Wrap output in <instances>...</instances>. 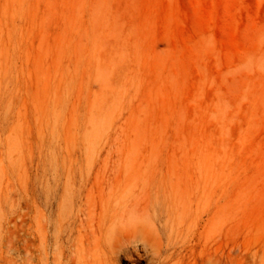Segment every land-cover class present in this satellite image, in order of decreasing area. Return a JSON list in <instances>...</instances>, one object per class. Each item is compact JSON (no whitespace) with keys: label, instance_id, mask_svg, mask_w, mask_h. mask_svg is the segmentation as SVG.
I'll return each instance as SVG.
<instances>
[{"label":"rangeland","instance_id":"obj_1","mask_svg":"<svg viewBox=\"0 0 264 264\" xmlns=\"http://www.w3.org/2000/svg\"><path fill=\"white\" fill-rule=\"evenodd\" d=\"M144 208L264 264V0H0V264H148Z\"/></svg>","mask_w":264,"mask_h":264},{"label":"bare ground","instance_id":"obj_2","mask_svg":"<svg viewBox=\"0 0 264 264\" xmlns=\"http://www.w3.org/2000/svg\"><path fill=\"white\" fill-rule=\"evenodd\" d=\"M198 222L196 221V225ZM125 224L128 227L126 239L138 236L151 249L152 256L148 264H183L184 260L179 247L170 242L169 235H165L166 222L162 221L161 214H145V208L133 210L131 217L125 220ZM121 253L127 255V248L122 249L120 243L115 244L110 251V259L117 262ZM223 260L222 256H216L207 247L194 250L191 264H223Z\"/></svg>","mask_w":264,"mask_h":264}]
</instances>
